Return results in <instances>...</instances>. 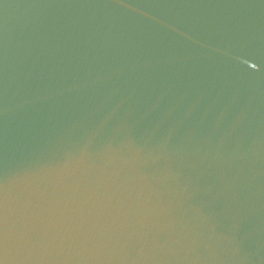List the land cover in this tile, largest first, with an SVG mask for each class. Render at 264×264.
Here are the masks:
<instances>
[{
	"label": "water",
	"instance_id": "water-1",
	"mask_svg": "<svg viewBox=\"0 0 264 264\" xmlns=\"http://www.w3.org/2000/svg\"><path fill=\"white\" fill-rule=\"evenodd\" d=\"M0 264H264V0H0Z\"/></svg>",
	"mask_w": 264,
	"mask_h": 264
}]
</instances>
